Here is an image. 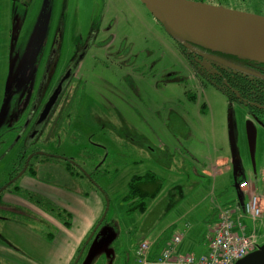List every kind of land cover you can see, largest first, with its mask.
Masks as SVG:
<instances>
[{
    "label": "rangeland",
    "instance_id": "1",
    "mask_svg": "<svg viewBox=\"0 0 264 264\" xmlns=\"http://www.w3.org/2000/svg\"><path fill=\"white\" fill-rule=\"evenodd\" d=\"M210 1L264 17V0ZM89 41L88 56L34 145L74 162L43 156L32 161L37 181L61 190H33L44 209L59 208L69 193L84 199L83 208L97 198L105 210L97 185L106 192V221L80 264H133L142 242L154 244L174 225L179 235L197 243L205 237L210 244L209 224L217 223L219 210L243 215L241 179L264 209V129L245 106L197 78L180 43L140 0H0V110L12 92L2 125L19 108L30 113L31 105H43L75 51ZM197 47L188 51L200 53ZM51 51L57 73L44 89L42 57ZM203 59L205 69L208 60L222 63L207 54ZM21 143L12 151L0 148V187ZM82 170L93 182L71 173ZM148 172L164 178L165 189L146 214H128L122 201L128 184ZM174 187L179 189L172 193ZM8 210L0 207V218L50 235L49 241L57 236L44 219L28 217L27 209ZM3 223L0 239L24 249ZM242 223L254 226L244 215ZM255 227L257 253L264 248V211Z\"/></svg>",
    "mask_w": 264,
    "mask_h": 264
},
{
    "label": "flooded vegetation",
    "instance_id": "2",
    "mask_svg": "<svg viewBox=\"0 0 264 264\" xmlns=\"http://www.w3.org/2000/svg\"><path fill=\"white\" fill-rule=\"evenodd\" d=\"M194 2H199V1H194ZM200 3H203V2H200ZM213 6L220 7L221 5L217 3L216 5H213ZM111 28L112 27H108L106 28V30L109 32ZM91 46L92 44L89 41V43L84 45L81 49L75 51L76 53L75 55H73L74 57L68 61L63 71L59 74L60 75L59 79L58 77L57 79L55 78L56 79L54 81L55 83L49 93V96L47 97L46 102L43 105L41 104L31 105L32 109L30 113H26L27 110H23V108H19V110L16 111L9 118V120L6 122L4 126L2 125L3 123L2 121L1 126H0V148L1 149L8 148L9 151H12L13 150L12 148L16 147V144L18 142L21 141L22 143H21L20 149L18 150L20 152H18L17 154L18 156L15 158L16 163L15 162L13 163L14 166L12 167L10 171V175L8 177L9 179L0 187V207L8 208L9 209L8 211L15 210L16 213L20 210L19 208L14 207L13 205L4 202V196L6 194H11L13 196L26 200L34 204L35 206L39 205L37 207L40 210H43L51 214L53 217H55L57 220H59L64 225V223L58 218L57 214L55 215V212L52 213V211L49 208L44 209L42 205L38 204L36 201L30 200L29 198L16 193L15 187L18 185L23 191H26L27 193H30V194L32 193L33 195L32 191L23 188L21 185L24 177H30V178L36 177V174L35 176L32 174L33 171L36 172V168H37V166L32 163L33 159L35 157H41V156L58 157V156H55L54 154H50L49 152L47 153L45 151H42V149H35L34 145L40 138L43 137L42 131H43V128L46 122L48 121L51 114L53 113L55 106L61 99L60 97L63 94L64 90L69 87L70 83L73 81L78 70L80 69L81 65L84 63L86 57L88 56V53L91 50ZM197 48L199 49V51H201L200 53L202 54L196 53L195 51L194 52H191V51L184 52L182 50V53L184 57L186 58V60L188 61V64L190 65V67H192L195 74H197V78L201 81L205 80L209 82L210 84L214 85L216 88H218L221 92H223L227 96L229 101L237 102L245 106L251 118L256 123L261 125V127L264 129V102H258L257 100L258 96H262L264 94V90L263 89L257 90L256 87L252 84L254 78L263 79L264 74L261 75V73L257 72L255 68L251 66L240 65V63L234 59L223 57L219 55L218 53L207 51V50L201 49L200 47H197ZM203 54H207L211 57L220 59L222 63L208 60V63L210 66L208 69H205V67L202 64V62L204 61V59L202 60ZM54 58H55L54 51H51L47 54L46 52L43 53L42 63L44 62V70H43L42 80L44 81V86H43L44 89L47 86L46 81L52 80L54 78L53 77L54 73L55 74L57 73L53 71L54 63H55ZM68 75H70V78L69 80H67L68 82L66 86L63 88L50 115L48 116L46 122L43 124V126L38 131V133L34 135L36 123L39 120V117L41 113L43 112L48 100L50 99V97L52 96V94L54 93L58 85L61 83V81ZM13 89H16V88L13 86ZM13 89L11 90L13 91ZM11 93L12 92L10 91V96H11ZM38 99H40L39 96H37V100ZM36 113H38L37 118H35ZM21 121H23V123L19 125ZM39 154L41 156H39ZM3 157L4 156H2L1 158ZM1 158L0 160H2ZM68 161L72 162L73 160L68 159ZM76 165L77 164L74 163L73 166L76 167ZM83 173H85V177H87L88 180H91V177L85 171H83ZM57 209L65 211L64 209H61V207ZM27 215L28 217H31L32 214L28 213Z\"/></svg>",
    "mask_w": 264,
    "mask_h": 264
},
{
    "label": "water",
    "instance_id": "3",
    "mask_svg": "<svg viewBox=\"0 0 264 264\" xmlns=\"http://www.w3.org/2000/svg\"><path fill=\"white\" fill-rule=\"evenodd\" d=\"M140 1L186 50L197 45L264 63V17L191 0ZM69 78L70 75L61 81L48 100L36 123L34 135L46 122ZM9 100L10 96H7L0 110V126ZM108 210L109 204L104 217ZM237 264H264V248Z\"/></svg>",
    "mask_w": 264,
    "mask_h": 264
},
{
    "label": "crops",
    "instance_id": "4",
    "mask_svg": "<svg viewBox=\"0 0 264 264\" xmlns=\"http://www.w3.org/2000/svg\"><path fill=\"white\" fill-rule=\"evenodd\" d=\"M37 180L38 179L36 178L24 177L21 185L23 188L32 192H34V189H37L40 191L44 190L48 193L47 190L56 189L55 187L45 185ZM251 192L255 193V190H252ZM62 198L65 199V204H59L58 206L72 216V224L70 228L64 226L51 214L40 210L37 206L24 199L11 194H6L4 196L5 203L11 204L20 210L27 209V211L32 213V215L35 214L51 224L54 228H56L57 236L55 239L53 238L52 241H49V238H51L50 235L44 236L37 230L21 226L12 220H6L1 217L0 222H5L3 223L6 227L5 233H8L9 235L11 234V237L15 239L19 245L23 246L24 249L20 248V246L15 243L6 242L0 239V264L1 262H6L8 264H44V262H46V264L72 263L83 242L104 214V208L101 200L97 198L95 205H87V209L83 208L84 199L81 197V199L78 198L76 200L73 195L64 193ZM79 208H82L83 211L78 212L77 210ZM216 224H209V227L213 228ZM174 227L176 229L171 237H164L163 234L165 232L156 237L155 243L152 244V249L154 250L155 244L160 239H162V244L154 254L155 256L153 258L159 256L163 249L168 245L170 238L174 235H178L177 225H174ZM208 249L209 241L205 237L201 238L197 243V241L194 242V240H190V237L186 236L183 237V241L178 249V252L181 254L193 253L195 255H202L203 251L206 250L205 252H207ZM136 253L133 264H140Z\"/></svg>",
    "mask_w": 264,
    "mask_h": 264
},
{
    "label": "built area",
    "instance_id": "5",
    "mask_svg": "<svg viewBox=\"0 0 264 264\" xmlns=\"http://www.w3.org/2000/svg\"><path fill=\"white\" fill-rule=\"evenodd\" d=\"M251 185L244 181L239 184L240 191L247 196L243 207L239 209L254 224L248 228L242 223L243 215L236 217L237 212L219 210L217 224L213 227V236L209 249L205 254H181L178 252L183 237L174 235L172 240L156 258L151 259L152 245L148 242L140 244L137 259L140 264H237L257 247V231L255 224L263 219V206Z\"/></svg>",
    "mask_w": 264,
    "mask_h": 264
},
{
    "label": "trees",
    "instance_id": "6",
    "mask_svg": "<svg viewBox=\"0 0 264 264\" xmlns=\"http://www.w3.org/2000/svg\"><path fill=\"white\" fill-rule=\"evenodd\" d=\"M193 1H199V2H203L205 4H210V5H216L217 4V3H214L210 0H193ZM238 11H245L246 12V10H238ZM180 46L184 52L188 51L182 45H180ZM200 48L204 49L202 47H200ZM204 50L211 51L214 53H218L219 55H221L223 57H228V58L234 59V60L238 61L240 63V65L251 66V67L255 68V70L257 72L261 73V75L264 74V63H262V62L254 61V60H250V59H245V58H240V57L235 56V55L226 54V53L217 52V51H212V50H208V49H204ZM252 84L256 87L257 90H260V89L264 90V78L263 79H255L254 78ZM257 100H258V102H264V94L262 96H258ZM39 156H41V155L39 154ZM49 157L57 158V159L64 160V161L68 162V159H66V158L54 157V156H49ZM69 169H72V167H70ZM71 173H72V175H74V176L76 175L77 177L81 176V178H83L85 176V173L76 174V173H73V171H71ZM32 174L35 176L36 172L33 171ZM91 182H93V181L91 180ZM241 182H243V179L239 180V183H241ZM165 184H166V182L164 181V178H162L161 176H159L158 174L153 173V172H148L147 174H145L143 176H133L131 178L129 184H128L127 194L122 200L124 202L127 213L133 214V215L136 213H138L139 215L146 214L148 209H149V204L151 202H154L163 193V191L165 189ZM96 188L98 189V191H100L102 194L105 195V197H104L105 198L104 214H105V212L107 210V206H108V204H110V202L108 200V197L106 196V192L104 191V189L100 188L98 185ZM177 188L179 189V187H177ZM177 188L174 187L171 190V192L174 193L177 190ZM15 191H16V193H18L22 196H25V197L29 198L30 200H35L38 204L42 203V200L34 199L32 194L27 193L26 191H23L18 185L15 187ZM49 209L52 211V213L55 212V215L57 214L58 218L64 223V225L66 227H68V228L71 227L70 221L72 219V216L68 212L57 209L56 207H50ZM104 214L102 215V217L100 218V220L98 221L96 226L92 229V231L90 232V234L88 235L86 240L83 242L82 246L78 250V252H77V254H76V256H75V258L71 264H80V262L84 259L88 248L91 246L92 242L94 241V239L96 238V236L98 234V231L100 230L101 226H103L105 221H106L107 215H106V217H104ZM103 217H104V219H103ZM175 229L176 228L173 226L170 229H168L167 231H165V233L163 234L164 237H166V238L171 237L174 234ZM170 240H172V238H170ZM170 240H169V242H170ZM161 244H162V239H160L155 244L154 250L152 249L151 254H150L151 258H153L155 256L154 254L160 248Z\"/></svg>",
    "mask_w": 264,
    "mask_h": 264
}]
</instances>
